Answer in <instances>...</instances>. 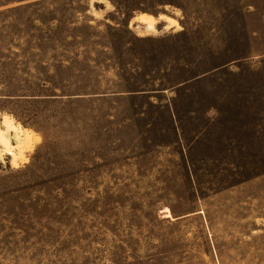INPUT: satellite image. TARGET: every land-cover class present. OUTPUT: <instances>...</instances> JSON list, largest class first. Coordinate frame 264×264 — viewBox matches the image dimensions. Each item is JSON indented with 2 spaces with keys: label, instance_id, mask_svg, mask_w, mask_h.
<instances>
[{
  "label": "rangeland",
  "instance_id": "rangeland-1",
  "mask_svg": "<svg viewBox=\"0 0 264 264\" xmlns=\"http://www.w3.org/2000/svg\"><path fill=\"white\" fill-rule=\"evenodd\" d=\"M14 13L0 30V264H264V0Z\"/></svg>",
  "mask_w": 264,
  "mask_h": 264
},
{
  "label": "trees",
  "instance_id": "trees-1",
  "mask_svg": "<svg viewBox=\"0 0 264 264\" xmlns=\"http://www.w3.org/2000/svg\"><path fill=\"white\" fill-rule=\"evenodd\" d=\"M19 1H22V0H19ZM47 2V0H32L30 2H26V3H23V4H19L17 6H14V7H9V8H5L3 10H0V30H3V27L5 25H3V19L2 17L4 18V16L6 15V13L8 12H11V11H15L17 13H14V15H16L15 18H17V16L19 14L22 13V16L24 15V13L26 12V9L30 8V7H37L39 6V4L41 3H45ZM38 10V9H36ZM33 15H37L36 13H34ZM33 20H36V21H40V19L38 17H34ZM49 31V30H48ZM204 73V72H203ZM137 90H125L123 91L122 93H124V95L126 96V98H131L133 95H135L137 92ZM121 92V91H120ZM155 104H153L152 102H147L146 103V106H154ZM157 108H162V106L158 105ZM163 111L165 110V112L167 113V115L169 116V118H172L173 116H175V110L173 108V106H165L163 107Z\"/></svg>",
  "mask_w": 264,
  "mask_h": 264
},
{
  "label": "bare ground",
  "instance_id": "bare-ground-1",
  "mask_svg": "<svg viewBox=\"0 0 264 264\" xmlns=\"http://www.w3.org/2000/svg\"><path fill=\"white\" fill-rule=\"evenodd\" d=\"M163 19V18H162ZM164 20L165 21H167V22H169V23H173V24H175V22H174V20L173 19H171V18H168V17H164ZM138 21H144V22H146L147 23V27H150V23H152L151 21H152V18L151 17H149V16H144V15H141V16H139L138 17ZM172 25V24H171ZM4 119V121H5V118H3ZM3 121V122H4ZM5 123V122H4ZM7 123V122H6ZM9 123H10V121H9ZM12 123V122H11ZM4 125H6V124H4ZM10 128V127H9ZM4 129H5V127H4ZM4 132V131H3ZM25 132V131H24ZM1 133V132H0ZM27 133V132H26ZM15 135V134H14ZM27 135V134H26ZM24 136H25V134H24ZM5 137H7V136H5ZM1 138V137H0ZM27 139V138H26ZM26 141V140H25ZM24 141V142H25ZM29 141V140H28ZM4 142H6V140H5V138H4ZM8 144V143H7ZM2 145H5L4 143L2 144ZM18 146V145H17ZM30 146V145H29ZM9 147H11V146H9ZM12 148H14V147H12ZM17 148V147H16ZM28 148V147H27ZM19 149V148H18ZM29 149V148H28ZM20 150V149H19ZM10 154V153H9ZM13 154V153H12ZM19 154H21L20 152H19ZM14 155V154H13ZM23 156V155H22ZM14 158V157H13ZM168 216V215H167ZM169 217V216H168Z\"/></svg>",
  "mask_w": 264,
  "mask_h": 264
},
{
  "label": "crops",
  "instance_id": "crops-1",
  "mask_svg": "<svg viewBox=\"0 0 264 264\" xmlns=\"http://www.w3.org/2000/svg\"><path fill=\"white\" fill-rule=\"evenodd\" d=\"M141 15L149 16V15H145V14H139V15L137 16V19H138V17L141 16ZM149 17H150V16H149ZM165 17H167V16H165ZM168 18H170V17H168ZM171 19H172V18H171Z\"/></svg>",
  "mask_w": 264,
  "mask_h": 264
},
{
  "label": "snow or ice",
  "instance_id": "snow-or-ice-1",
  "mask_svg": "<svg viewBox=\"0 0 264 264\" xmlns=\"http://www.w3.org/2000/svg\"><path fill=\"white\" fill-rule=\"evenodd\" d=\"M0 136H2V133H0Z\"/></svg>",
  "mask_w": 264,
  "mask_h": 264
}]
</instances>
